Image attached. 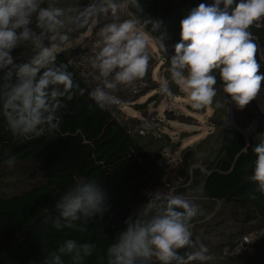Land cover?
Here are the masks:
<instances>
[{"label": "trees", "instance_id": "16d2710c", "mask_svg": "<svg viewBox=\"0 0 264 264\" xmlns=\"http://www.w3.org/2000/svg\"><path fill=\"white\" fill-rule=\"evenodd\" d=\"M139 2L143 12L137 14L129 6L130 16L162 21L161 28L151 35H164L167 61L161 67L164 77L168 78L169 58L174 54V45L181 40L180 22L199 4L195 0ZM90 3L91 0H43L42 7L54 4L72 10L66 12L65 25L58 30L67 40L57 35L53 41L46 40V44L68 41L86 30L88 24L80 27L67 17L77 15L78 9ZM147 30L151 32V25ZM249 30L258 45L259 74H264V18L259 26L254 23ZM24 47L13 52L16 64L30 60L21 54L31 46L23 51ZM56 57V64L66 66L74 84L79 86L72 90L73 98L65 99V107L58 111V130L27 139L14 137L0 112V264H48L51 254L68 239L93 245L92 255L85 257L82 264H107L106 250L125 230L123 221L134 212L142 211L156 194L170 190L181 196L194 191L218 204L208 220L191 228L196 247L182 249V255L203 245L213 260H218L216 255L221 253L219 263L264 264V233L253 241L251 250L246 253L222 257L224 248L232 246L244 234L264 227V195L249 179L256 160L253 148L264 134V120L248 132L256 115L264 118L254 99L243 109L234 103L230 120L232 101L223 92L218 70L214 71L217 96L209 117L214 129L196 146L183 149L179 162L169 168L162 152L164 145L151 153L148 145L141 142L142 137L129 134L107 108H100L89 98L92 89L82 82L78 70L69 63L68 52L59 51ZM6 71L0 70V84L4 82ZM157 86L159 83L154 84L155 88ZM171 87L174 95L180 93L174 84ZM79 89H84L83 95ZM162 97L154 94L137 107L146 113L149 103ZM218 102L220 107H217ZM10 156L15 157L12 166L5 163ZM195 163L199 165L194 166ZM21 177L30 182L29 187L13 186ZM92 180L106 193L108 211L103 217L78 221L83 231L68 227L57 230L52 224L58 215L57 200L77 183ZM195 237L198 239L194 240ZM62 259L65 264H72L70 257ZM190 264L201 262L191 261Z\"/></svg>", "mask_w": 264, "mask_h": 264}, {"label": "clouds", "instance_id": "9594fccd", "mask_svg": "<svg viewBox=\"0 0 264 264\" xmlns=\"http://www.w3.org/2000/svg\"><path fill=\"white\" fill-rule=\"evenodd\" d=\"M42 3L43 0H0V70L7 69L0 84V112L12 135L23 139L58 130V111L65 107V99L73 98L72 90L79 87L66 66L56 64L58 45L45 44L57 35L67 40L58 30L65 25L66 12L72 10L54 4L42 7ZM129 6L137 14L143 12L139 0H91L77 10V15L67 17L80 27L98 25L101 18H108L96 33L98 51L89 58L98 82L89 98L102 109L122 103L114 94L120 86L133 87L145 77L150 60L149 34L162 25V21L137 18L135 14L122 18V9ZM261 18L264 0H213L211 5L201 3L192 9L180 22L181 40L169 58V77L159 82L160 94L172 98L174 84L186 94L193 109L204 108L217 96L213 72L218 70L223 92L243 109L256 98L264 81L256 58L258 45L249 30ZM148 25L151 32L145 31ZM152 38L167 51L163 34ZM22 46L36 51L27 62L16 64L13 52ZM79 92L83 95L84 89ZM261 135L253 148L256 160L249 179L264 195V134ZM5 163L12 166L15 157L10 156ZM107 201L95 180L77 183L57 200L58 215L52 224L57 230L68 227L83 231L77 222L103 217L109 209ZM199 212L194 202L174 192L156 194L142 211L123 221L125 230L106 250L107 264H207L212 256L203 245L186 256L181 254L182 249L196 247L191 221ZM92 252L93 245L68 239L51 254L48 264H65L64 256L70 257L72 264H82Z\"/></svg>", "mask_w": 264, "mask_h": 264}, {"label": "rangeland", "instance_id": "374dc122", "mask_svg": "<svg viewBox=\"0 0 264 264\" xmlns=\"http://www.w3.org/2000/svg\"><path fill=\"white\" fill-rule=\"evenodd\" d=\"M121 15L122 18H129L130 14L127 11V8L122 9ZM106 22H108V18H101L98 26H102ZM93 26L97 25L89 23L86 29V33L89 32ZM76 36L69 39L68 41L55 43L58 45L57 52L65 51L67 47L73 43V40ZM152 37L153 36L149 34L148 50L158 56L159 63L155 68L154 75L158 77L161 81L162 79H165L164 69L161 66L167 61V56L159 49L156 40ZM26 49H28V46H25L23 48V51H25ZM35 51L36 50L31 47L28 49V51L22 53L21 55L25 56L27 59H30L35 54ZM154 94H160L158 88L152 89L147 94L139 97L138 102L145 103L146 101H148L149 97ZM254 100L257 102L259 110L264 116V85H261V89L258 92L256 98H254ZM212 110L213 109L211 105H208L201 109H193L191 107V102L189 101L188 97L182 91H180V93L175 94L172 98L163 96L162 99H160L159 101L157 99L149 103L147 107V111L149 113L157 115L160 125L159 129L160 131H162L163 138L154 139L151 135H148L147 137H142L141 142L143 144L148 145L151 153H155L160 147L164 145V148L162 150L164 158L166 159L168 167L172 168L179 162L183 149L196 146L204 137H206L209 133L213 131L214 128L209 123V117L212 113ZM128 112L132 116H136L139 114L142 115L144 113V111L137 113L136 111H134L133 107H130L128 109ZM231 113L232 109L230 108V120L232 119L233 114ZM263 120V117H261L260 115H256V117L252 120L248 128V132L254 130L258 122H261ZM166 140L167 143H165ZM178 143L179 145H177ZM198 165V163L194 164V166ZM19 179L20 181H16L13 186H18L22 188L29 187L30 182L25 177H21ZM168 192L174 191L170 190ZM183 197L194 202L200 209L199 214L194 217L191 221V228L195 225L199 226L200 223L208 220L218 208L217 203L214 204L210 200H206L205 198L201 197L200 194H197L194 191H189V193L184 194ZM196 239L198 238L195 237L194 240ZM199 240H201V238H199ZM216 256L218 260H220L221 253L217 254ZM218 260H209L207 261V264H224L219 263Z\"/></svg>", "mask_w": 264, "mask_h": 264}, {"label": "built area", "instance_id": "2783aa9c", "mask_svg": "<svg viewBox=\"0 0 264 264\" xmlns=\"http://www.w3.org/2000/svg\"><path fill=\"white\" fill-rule=\"evenodd\" d=\"M262 20V18H261ZM261 20L254 22L257 26L260 25ZM100 26H93L89 32L86 33V30L77 35L73 43L69 45L66 49L68 52V60L79 73V77L82 82L87 84L93 90L97 86V81L94 76V69H92L89 58L96 52L98 49L95 47L96 40ZM159 46V42L156 41ZM159 49L166 54L160 47ZM150 56L149 66L146 72V75L143 79L135 82L133 87L120 86L117 91L114 93L122 101L119 105L111 106L107 108L114 120L119 123H122L127 132L131 135L147 137L151 135L154 139L163 138L162 131H160L159 120L157 115L153 113H143L142 115L132 116L128 109L130 107L134 108V111L137 113L142 112L143 110L137 107L138 98L147 94L152 89H159V86L154 87L155 83H159L160 80L154 75L155 68L157 67L159 60L158 56L148 50ZM264 83V82H263ZM264 233V227L257 229L250 233L244 234L239 238L232 246L224 248L222 252V257L229 254H244L250 250L253 241L257 239Z\"/></svg>", "mask_w": 264, "mask_h": 264}, {"label": "water", "instance_id": "95a60500", "mask_svg": "<svg viewBox=\"0 0 264 264\" xmlns=\"http://www.w3.org/2000/svg\"><path fill=\"white\" fill-rule=\"evenodd\" d=\"M195 2H197L199 5L201 3L211 5L213 3V0H195ZM221 8H223V5H221ZM233 105H234V102L231 103V106H230L231 109H233ZM232 116H233V114H232ZM231 124H233V121H231Z\"/></svg>", "mask_w": 264, "mask_h": 264}]
</instances>
